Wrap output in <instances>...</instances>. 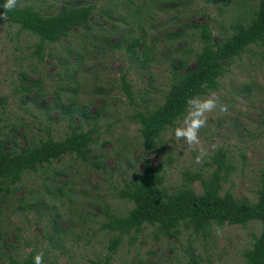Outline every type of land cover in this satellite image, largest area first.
Here are the masks:
<instances>
[{"label": "rangeland", "instance_id": "obj_1", "mask_svg": "<svg viewBox=\"0 0 264 264\" xmlns=\"http://www.w3.org/2000/svg\"><path fill=\"white\" fill-rule=\"evenodd\" d=\"M163 1L18 0L17 6L32 5L42 14H51L68 3L94 6L87 25L47 45L42 60L35 54V36L18 31L7 19L0 20V96L7 99L0 108V139L9 138L16 150L45 139L48 133L56 141L63 140L71 131V118L62 116L54 101L68 106V98L73 97L78 111L90 116L98 111V139L88 161L67 155L36 173L27 172L18 190L0 201V264H7L9 256L21 259L29 253H42L44 264H95L109 256L110 232L102 228L106 221L100 207L106 205L115 215L127 214L132 204L118 199L117 190L132 174L131 165L139 172L143 160L133 112L162 103L172 60L187 57L188 49L197 47L195 37L190 36L194 28L187 25L208 24L215 37L223 38L230 34L231 22L245 18L254 8L248 0H229L226 5L223 2L227 0L217 4ZM137 35L146 37L154 56L145 70L131 62L125 50L128 40ZM169 35L176 36L169 39ZM193 65L190 60L187 68ZM123 74L133 92V103L122 92ZM70 77L75 82L68 80ZM21 83L34 86L33 91H23ZM211 92L217 93L229 111L209 114L207 126L201 129L207 153L202 163H195L198 151L175 138L173 129L180 120L160 137L162 152L156 150L145 157L153 164L162 162V189L168 194L184 184L201 194L200 181L189 183L186 174L209 176L214 169L212 158L222 150L232 171L222 182L221 195L229 193L236 200L254 203L258 173L264 167V47L253 48L232 62L219 80L218 90ZM87 121L77 115L73 125L86 128ZM46 179L54 184L56 196L44 195ZM59 187L65 196L58 193ZM41 195L43 204L33 202L34 196ZM53 215L59 216L61 229L49 242ZM260 230L259 223L250 222L212 227L203 236L180 227L170 238L144 226L141 232L121 239L109 263L245 264L243 252Z\"/></svg>", "mask_w": 264, "mask_h": 264}, {"label": "trees", "instance_id": "obj_2", "mask_svg": "<svg viewBox=\"0 0 264 264\" xmlns=\"http://www.w3.org/2000/svg\"><path fill=\"white\" fill-rule=\"evenodd\" d=\"M166 1L164 0L162 4ZM206 1L217 4L224 0ZM248 1L252 2L250 7H254L251 13L245 18L239 17L237 21L231 22L228 26L230 34L223 38L215 37L208 24L187 25L194 28L190 36L195 37L197 47L186 50L189 54L187 57L184 58L182 55L172 60L171 77L163 94L162 103L152 109L133 112L131 119L139 127L141 139L142 158L139 156L143 159L140 162L141 170L137 172L135 164H132V174L123 179L122 186L117 190V198L130 202L132 208L125 215H115L106 205L100 207V214L106 221L102 228L110 232L107 247L109 256L95 264H110L109 258L116 252L121 239L130 236L131 233L141 232L144 226L155 228L162 236L174 238L180 227L205 236L212 227L245 226L250 222L259 223L261 230L254 237L251 247L243 252V258L245 264H264V167L258 173L257 199L254 203H247L236 200L229 193L221 195L222 182L232 171V166L226 164V154L222 150L214 154L211 163L214 169L209 176L204 178L199 173L186 174L187 182L200 181L201 194H196L189 184H184L183 187L168 194L162 189L164 184L162 162L153 164L150 158L145 157L156 150L157 153L162 152L163 146L159 139L166 129L173 128L176 121L181 120L188 98L218 90L219 80L232 62L241 59L253 48L264 47V0ZM228 2L229 0L223 2V5ZM3 3L4 0H0V4ZM93 9V5L68 3L51 14H42L32 5L16 6L7 14V20L16 26L18 31L27 32L37 38L34 45L35 54L42 60L45 47L60 42L77 29H83L90 21ZM2 12L3 9L0 8V13ZM181 31L185 32L184 28H181ZM175 36L169 35L168 38L174 39ZM115 47L120 48V44ZM125 50L130 61L141 69H147L150 62L154 61L144 35H137L134 39L128 40ZM190 60L194 65L189 69L187 63ZM24 80L27 81L26 78ZM68 80L75 82L72 77ZM121 85L122 92L133 103L134 96L126 74L121 76ZM20 87L23 91L29 92L34 89V86L27 87L24 83H21ZM73 92L76 91H70L69 94ZM6 100V97L0 96L1 109L5 107ZM68 101L71 102L68 106L61 100L53 102L62 116L71 118L69 123L71 131L63 140L56 141L48 133L45 139L16 150L14 142L13 145L9 144L11 143L9 138L0 139V201L18 190V184L27 172L36 173L45 165L49 166L67 155L84 162L88 161V154L98 139L96 130L98 111L90 116L84 111L77 110L76 98L69 97ZM77 115L88 120L86 128L79 123L73 125ZM47 130L49 131L48 128ZM139 161L140 159L136 160L137 163ZM44 186V195H57L50 180L46 179ZM57 191L61 196H65L62 188L59 187ZM42 200H45L43 195L34 196L33 202L43 204ZM58 217L53 215L51 218L53 231L49 232V242L52 241V236L60 234ZM34 256L33 253L21 259L9 256L7 264H33Z\"/></svg>", "mask_w": 264, "mask_h": 264}, {"label": "clouds", "instance_id": "obj_3", "mask_svg": "<svg viewBox=\"0 0 264 264\" xmlns=\"http://www.w3.org/2000/svg\"><path fill=\"white\" fill-rule=\"evenodd\" d=\"M18 0H4L0 4L3 12L0 13V20H6L7 14L17 6ZM229 111L227 104L222 103L216 92H209L206 95H197L187 99L186 109L179 124L173 129L177 140H183L190 149L196 150L199 154L195 157V163L203 162V157L207 154L202 147L200 131L208 124L209 114H226ZM215 145H212L213 151ZM33 264H44L43 254L39 253L33 257Z\"/></svg>", "mask_w": 264, "mask_h": 264}]
</instances>
